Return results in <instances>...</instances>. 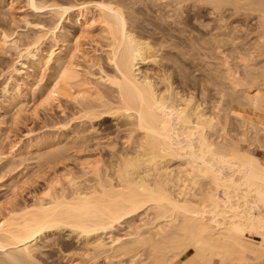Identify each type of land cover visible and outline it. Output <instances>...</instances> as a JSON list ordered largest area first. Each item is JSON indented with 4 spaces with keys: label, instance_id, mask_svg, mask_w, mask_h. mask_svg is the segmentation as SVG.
Here are the masks:
<instances>
[{
    "label": "bare ground",
    "instance_id": "bare-ground-1",
    "mask_svg": "<svg viewBox=\"0 0 264 264\" xmlns=\"http://www.w3.org/2000/svg\"><path fill=\"white\" fill-rule=\"evenodd\" d=\"M27 1L34 10L49 9L57 19L75 15L84 34H90L96 25L98 34L106 41V62L113 69V73L100 76L98 81L110 87L113 98L88 79V72H80L77 61L89 62L88 53L78 40L72 42L65 37L58 40L57 33L61 31L58 25L42 27V35L22 50L36 63L34 50L46 37L52 39L54 44L42 61L48 71L46 83L40 90L43 102L48 107L63 104L70 110L71 119L63 127L79 121L89 124L93 135L98 132L97 125H105L113 119L123 147L115 150L114 142H108L110 160L104 164L89 163L85 168L88 180L81 182L68 173L64 186L49 185L43 200L20 209L12 208L0 219V255L5 258L0 264H41L37 261L38 241L64 229L76 233L85 245H90L88 252L92 260L104 255L106 264H113V260L122 264L121 258H128L127 264H166L172 254L186 244L199 245L213 264H264V237L259 235L264 229V213L261 212L264 209L261 200L264 151L260 156L254 146L258 127L264 128V0H142L160 7L156 13L176 27H180V14L188 3L194 1L195 5L199 2L210 7L209 15L221 25L222 30L218 26L220 31L224 30L216 36L213 34V46L210 43L213 53L217 52L214 55L220 52L218 58L223 61V66L219 64L222 73L216 69L220 72L210 70L213 77L206 74L207 79L212 77L209 81L216 82L213 86L217 87V97L220 96L218 103L211 99L213 105L210 98L207 100L203 85L196 94L195 90L185 95L172 85L168 71L153 75L140 71V63L149 59L155 61L158 51L155 53L156 50L136 33L133 22L137 14L136 0H99L75 5ZM140 1L137 5L142 3ZM126 10H130L129 15ZM235 17L246 24L226 25V21ZM204 41H195L197 44L192 41L189 46L202 53L197 52L196 60L209 53L211 56L212 50ZM16 43L11 34L1 33V47L15 48ZM224 46L229 47L226 49L229 54ZM190 49L186 48L188 53L192 52ZM219 49L223 51L218 52ZM232 54L241 62L235 59L237 66L228 60ZM192 61L194 64L195 60ZM183 76L182 79H187ZM222 80L227 82L223 84L226 88L220 86ZM206 83L204 85L209 86ZM224 89L230 90L228 95L232 94V99L226 96L229 108L231 105L248 107L253 114L249 119L235 114V122L243 129L241 138L238 134L240 139L235 134L233 137L227 134L228 130L225 133L230 119L221 107L223 97L225 100ZM224 94L227 95V90ZM23 97L18 92L13 104L22 107ZM90 137L93 136L75 132L64 147L54 139L37 141L35 146L47 145L50 158H56L71 150L84 152ZM262 143L264 146V140ZM123 224L129 229L128 233L131 232L128 235L124 232L126 238L109 237ZM107 234L109 242L106 244L102 236ZM189 254H195L194 247L181 254L182 261L188 259Z\"/></svg>",
    "mask_w": 264,
    "mask_h": 264
},
{
    "label": "rangeland",
    "instance_id": "rangeland-1",
    "mask_svg": "<svg viewBox=\"0 0 264 264\" xmlns=\"http://www.w3.org/2000/svg\"><path fill=\"white\" fill-rule=\"evenodd\" d=\"M36 1L39 4L57 2L63 5H75L82 2H96L99 0ZM136 1V7H134V10L137 11V14L134 16L135 20L133 21L136 25V33L139 35L141 40L148 42L151 47L156 50H154L155 53L158 51L156 53V62L149 59L145 63H140V71L147 72L151 75L156 73L158 74V72L161 73L168 71L169 74L171 73L170 78L172 85L175 88L177 87L178 89H176L185 95L189 94L191 91L194 93L195 90L196 92L194 94H196L200 91V87L203 85V87H205V91L207 90L206 92L208 93V95L205 93L207 95L206 97H208L207 100L209 98L210 101L211 99L212 101L215 99L214 101L218 103L220 96L217 97V87L214 88L215 85L213 86V84H216V82L212 83L209 81V79L212 78L213 73H216L218 70L221 71H218L220 73L223 71V68L219 67V64L220 66L221 64L223 66V63H221L223 61H221V58H218V56H220L219 51L223 50H217L219 53L214 55L217 52L213 53L211 48L213 45L211 42L213 39V34L216 36L215 34L218 35V33H223L224 30L221 32V25L214 21L216 19L213 18V16L209 15L210 7L205 6V4L202 5V3L199 4V2H196L195 5L194 1L193 3H188L189 5L187 4L186 7L182 9L180 14V19L182 20L181 25L180 27H176L175 25H171L170 23L166 22L168 20H164L162 16H159L160 14L158 15V13H156L159 9H161L160 7H154L150 4V2L148 3L146 1V3L142 2V0L140 1L142 3L137 5L139 0ZM126 11V14L129 15L130 10ZM132 15H134V13ZM235 18L232 19L233 21H226V25L234 22L242 26L244 23L243 19L239 17L236 19ZM57 25L58 28H61V31L57 33L58 40L63 37H65L64 39H68L72 42L78 40V42L82 44L85 52L88 53V58L86 60H89V62H86L82 59L77 61L80 67V72L84 74L85 72H88V74H90V76H87L88 79L95 82L97 84V88H99V90H101L105 95L113 98L110 87L103 83L104 81H98L100 76L113 73V69L106 62L104 54V51L106 50V41L102 38V35L98 34L96 25L93 27L90 34H84L80 24L76 22L75 15L64 16L61 19H57L53 14L49 13V9H32L29 6L27 0H0V35L2 32H6V34L9 36L11 34V39H14L15 41L17 40L16 44L19 46V48L16 46L19 50H15L16 47L14 48L12 46H10L12 49L10 47L3 48L0 46V219L4 218L12 208L20 209L24 206H31L41 199L43 200L49 185H55L56 188V185H63V181H65L64 177L66 178L68 173H70V176L77 178L81 182L88 180V176L85 175V168L87 165H89V163L99 161L101 164H104L110 160L111 152L110 148L107 147L108 142H114L113 147L116 148L115 150L122 149L120 147H123V140L120 136H118L120 134L116 132V129L113 125L114 123H112L114 122L112 121L113 119H110V121L105 125H97L95 129H97L98 132L96 135H93V133H91L89 124H81L79 121H72L67 126L63 127V125H66L71 119L70 110L63 104L59 105L54 103L51 107H48L43 102V98L41 97L42 93L40 90L43 89L46 83L48 71L43 66L42 61L46 51L54 43L52 39H49V37H46V39L41 42L42 44L40 43V47H38L37 50H34L33 53L35 55V59L37 60H35L36 63H34V59L31 58V56H27L25 51L22 49H25L26 45H28L30 42L32 43L37 37H40L44 29L54 28ZM42 27H44L43 30ZM177 28L178 31L176 30ZM181 29H183V32ZM160 31H162V34ZM207 39L208 41H206ZM184 40H187L188 43H186L187 41L185 42ZM200 40L202 42L205 40L204 43L207 42V44H209V48L212 50L211 56L213 57L212 59L211 56H209L210 53L208 52L209 55H205L200 58L199 55L202 53L200 54V52L197 51L199 53V58H197L203 60V63L201 60H199L202 64L198 61V59L196 60V54H198L196 50L191 48L192 52H190L191 49L189 48V46L191 47L192 41L194 44H197V41L200 43ZM244 42H246V40ZM227 47L228 46L223 47L226 53H228L227 50L229 48ZM186 48L187 50L190 49V53H188ZM184 54L185 56L183 57ZM190 56H193L194 58ZM235 56L236 55L233 56V54L231 56L232 58L228 56V60L230 59L229 61H231L232 64L234 62V66L235 64L237 66V61L239 62V60L236 58L238 56ZM186 57H188L187 60ZM191 59L195 60L194 64ZM231 62H229L230 66ZM240 63L241 62H239V64ZM203 64H205L206 67H204L205 65ZM212 66H215L216 68L213 69ZM234 66L232 65V67ZM198 69H201V72H199ZM210 70L215 71L212 73ZM206 74H208V76L210 74L212 77L207 79L206 77L208 76ZM183 75H186L187 79H182V77H184ZM190 76H193V79ZM200 81L204 82V84L208 82L209 86H206L207 83L206 85L203 83L200 85ZM223 82L224 81L222 80L221 84V81H219V84L220 86L222 85V87H224V85L227 83ZM180 85H182V87ZM220 86L219 88H221ZM226 86L224 88H226ZM211 87L213 90H211ZM226 90L227 95L224 94V91ZM226 90L224 89L223 91L222 97L225 96V100L223 97L221 107H223L222 109H224V113L227 112V114H229L228 120L230 119V123L228 122L229 125L227 123L228 127L226 126L225 133L229 131L227 134L232 135V137L235 134V137L237 136V138H239L241 135V138L243 129L239 123L235 122V114L240 113V117L249 119L248 117L251 115V113L248 107H238L236 105H231L229 108L230 105L227 103L229 100L226 99V96H229L228 99H230L232 94L230 93L231 95H228V91L230 92V90ZM18 92L24 96L22 107L15 106L13 104V98ZM238 93L237 95L241 94ZM212 101L210 104H212ZM207 104H209V102H207ZM20 107L22 110H19ZM224 107H226V109ZM224 115L225 114L222 116ZM251 116H253V114ZM75 132H82L83 135H88V137L90 135L93 136L88 138L89 142L84 152L77 153L71 150L68 151L67 154L58 155L56 158H50L47 145H43L41 147L35 146L37 141L45 142L47 140L54 139L56 142L60 143V147H64L66 144L70 143L71 137ZM97 137L99 139H97ZM255 139L257 141L254 142V146L259 150V155L262 156V152L264 151V146L262 143L264 140L263 126L258 127ZM49 159H54V161H49ZM56 188L54 189L56 190ZM135 222L138 224V221ZM128 230L129 229L126 230V225L123 224L122 226L117 227L116 230L114 229L109 237L113 235L118 237L124 236L126 234L128 235L131 233H128ZM126 231L127 233L125 234L124 232ZM109 237L108 234L106 236H102L106 244L109 242ZM123 238L126 237L124 236ZM84 243L85 241H83L81 237L79 238L76 233H72L69 229H64L57 235L38 241V245L40 247L38 250L39 253L37 254V261L41 264H103L105 262L104 255L101 256L102 259L101 257H97V261L92 260V256H90L91 253L88 252V250L91 249L89 247L90 245L87 243L85 245ZM84 247H87L88 249H85ZM189 256L190 254L188 257ZM3 258L4 257L0 255L1 261L5 260V258ZM122 259L123 258L119 259L122 264L128 263L125 261L128 258ZM91 260L94 262L96 261V263H93ZM115 261L116 260H113L112 263L114 262L113 264H119L118 261ZM129 263L131 262L129 261Z\"/></svg>",
    "mask_w": 264,
    "mask_h": 264
},
{
    "label": "snow or ice",
    "instance_id": "snow-or-ice-1",
    "mask_svg": "<svg viewBox=\"0 0 264 264\" xmlns=\"http://www.w3.org/2000/svg\"><path fill=\"white\" fill-rule=\"evenodd\" d=\"M183 115V114H181ZM220 179H223L222 177ZM219 182V181H218ZM261 200L264 201V192L261 193ZM264 213V209H261ZM259 235L264 237V229H261ZM195 248V254L190 255L188 259L182 261L181 254L185 253L186 249ZM166 264H213V261L201 252L199 245L186 244L183 247H179L169 258Z\"/></svg>",
    "mask_w": 264,
    "mask_h": 264
}]
</instances>
